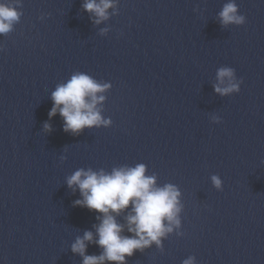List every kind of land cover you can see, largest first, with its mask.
I'll return each mask as SVG.
<instances>
[{
    "label": "water",
    "instance_id": "water-1",
    "mask_svg": "<svg viewBox=\"0 0 264 264\" xmlns=\"http://www.w3.org/2000/svg\"><path fill=\"white\" fill-rule=\"evenodd\" d=\"M4 2L22 15L0 34V264H83L71 246L98 239L101 214L74 206L67 178L139 164L178 189L181 223L127 264H264V0H235L241 26L221 24L229 0H112L99 24L85 0ZM221 67L239 93L215 92ZM75 73L110 85L96 105L108 125L73 134L49 119ZM130 211L116 217L127 236Z\"/></svg>",
    "mask_w": 264,
    "mask_h": 264
},
{
    "label": "clouds",
    "instance_id": "clouds-1",
    "mask_svg": "<svg viewBox=\"0 0 264 264\" xmlns=\"http://www.w3.org/2000/svg\"><path fill=\"white\" fill-rule=\"evenodd\" d=\"M112 6V0H85L83 9L93 13L97 18L94 23L99 24L108 18L107 10ZM21 15L22 12L12 3L0 0V34L10 32ZM219 17L224 26H241L246 22V17L238 14L235 0L223 5ZM217 79L219 83L213 87L220 95L239 93L243 83L242 78L235 77V69L231 67L219 68ZM109 87V84L102 85L85 73L73 74L52 92L53 106L49 119L59 113L64 120L63 130L73 134L82 132L86 127L108 125L110 121L102 119L96 105L104 99L97 93ZM214 120L220 122L218 118ZM44 129L48 132L52 130L48 123L44 124ZM145 172V165L139 164L113 169L111 173L79 169L67 178L68 187L73 191L78 188L82 197L74 201V206L86 207L101 214L97 216L99 224L94 226L98 239H94L92 231H85L83 237H77L71 246V251L83 258V264H105V261L127 264V257L150 247L153 242L159 246L161 238L173 231L172 225L180 226V192L173 185L156 187L155 177L146 176ZM212 181L217 189L222 190L220 178L214 175ZM129 205L131 211L125 219L131 236L123 235L125 225L116 219ZM164 220L169 222L167 227ZM88 243L99 246L103 250L101 254L87 255ZM182 264H197V261L194 256H189Z\"/></svg>",
    "mask_w": 264,
    "mask_h": 264
}]
</instances>
